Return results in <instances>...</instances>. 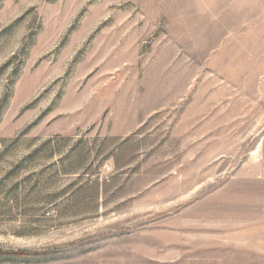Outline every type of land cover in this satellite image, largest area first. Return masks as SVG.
Wrapping results in <instances>:
<instances>
[{
    "label": "rangeland",
    "instance_id": "obj_1",
    "mask_svg": "<svg viewBox=\"0 0 264 264\" xmlns=\"http://www.w3.org/2000/svg\"><path fill=\"white\" fill-rule=\"evenodd\" d=\"M0 264H264V0H0Z\"/></svg>",
    "mask_w": 264,
    "mask_h": 264
},
{
    "label": "bare ground",
    "instance_id": "obj_2",
    "mask_svg": "<svg viewBox=\"0 0 264 264\" xmlns=\"http://www.w3.org/2000/svg\"><path fill=\"white\" fill-rule=\"evenodd\" d=\"M254 154H256V152Z\"/></svg>",
    "mask_w": 264,
    "mask_h": 264
}]
</instances>
